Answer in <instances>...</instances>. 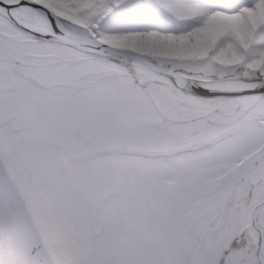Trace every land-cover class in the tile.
I'll return each instance as SVG.
<instances>
[{
	"label": "snow or ice",
	"instance_id": "obj_1",
	"mask_svg": "<svg viewBox=\"0 0 264 264\" xmlns=\"http://www.w3.org/2000/svg\"><path fill=\"white\" fill-rule=\"evenodd\" d=\"M0 264H264V0H0Z\"/></svg>",
	"mask_w": 264,
	"mask_h": 264
}]
</instances>
